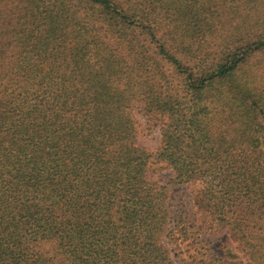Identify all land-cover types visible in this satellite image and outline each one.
Listing matches in <instances>:
<instances>
[{
	"label": "trees",
	"instance_id": "1",
	"mask_svg": "<svg viewBox=\"0 0 264 264\" xmlns=\"http://www.w3.org/2000/svg\"><path fill=\"white\" fill-rule=\"evenodd\" d=\"M204 230L264 264V0H0V264H174Z\"/></svg>",
	"mask_w": 264,
	"mask_h": 264
},
{
	"label": "rangeland",
	"instance_id": "2",
	"mask_svg": "<svg viewBox=\"0 0 264 264\" xmlns=\"http://www.w3.org/2000/svg\"><path fill=\"white\" fill-rule=\"evenodd\" d=\"M135 121V135L132 140L133 144L140 149L148 152L156 151L160 146L161 136L159 129V122L145 118V116L138 110H134ZM154 178L159 183H165L169 176V171L157 166ZM198 187L197 184H179L171 186L169 189V204L171 205V215L181 214V217L188 220L190 224H194L193 220L196 217L191 206L192 194ZM201 245L207 250L208 256H220L224 255V259L227 264H247L246 257L242 254L236 244L232 242L227 235L222 232L205 233L200 232L198 234ZM167 246L171 251L170 257H172L174 264H197V251L199 248L197 243L193 241L188 243L187 241H175L172 242L165 238ZM197 241V242H200ZM201 246V247H202ZM196 257V258H195Z\"/></svg>",
	"mask_w": 264,
	"mask_h": 264
}]
</instances>
